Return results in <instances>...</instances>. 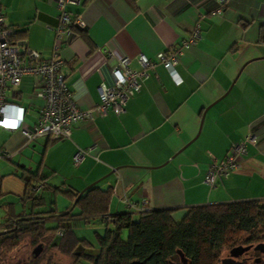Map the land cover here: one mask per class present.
Here are the masks:
<instances>
[{
  "label": "crops",
  "instance_id": "crops-1",
  "mask_svg": "<svg viewBox=\"0 0 264 264\" xmlns=\"http://www.w3.org/2000/svg\"><path fill=\"white\" fill-rule=\"evenodd\" d=\"M262 2L227 0L214 14V0H80L68 5L84 20L85 36L65 38L59 54L66 63V86L82 110L99 103L101 83L112 84L115 58L128 56V66L140 69L139 55L153 59L180 47L195 26L200 37L183 48L171 71L160 63L149 68L123 113L108 109L105 116L79 121L69 139L26 142L20 132L0 129V230L11 211L22 210L15 201L24 195L19 176L26 170L38 172L48 186L74 192L90 185L110 188L106 217L170 209L180 218L192 206L264 202ZM0 8L17 31L14 43L44 59L51 56L55 0H0ZM19 85L23 92L15 91L19 97L13 93L9 99L25 108L32 124L42 101L33 78L23 77ZM248 134L255 142L247 145L239 168L216 179L213 187L205 184L202 175L210 162ZM89 148L74 165L77 149ZM124 198L135 208H128Z\"/></svg>",
  "mask_w": 264,
  "mask_h": 264
},
{
  "label": "trees",
  "instance_id": "trees-1",
  "mask_svg": "<svg viewBox=\"0 0 264 264\" xmlns=\"http://www.w3.org/2000/svg\"><path fill=\"white\" fill-rule=\"evenodd\" d=\"M84 37V29H74ZM17 31L11 37L13 38ZM264 41V26L260 30ZM11 97L18 98L14 93ZM25 185L24 195L16 199L20 212L11 211L4 231L0 230V251H11L25 238L33 243L49 238L48 249L73 257L71 264L81 260L89 264H216L223 246L264 244V202L258 200L192 206L180 218L174 210L115 213L106 217L111 189L90 185L80 192L45 184L38 172L25 171L19 176ZM2 175H0V182ZM53 198L61 194L69 205L58 211L46 205L43 193ZM3 197L0 189V199ZM10 206L13 203H9ZM27 208V210L25 209ZM99 218L104 232H94V243L78 238L71 222L89 223ZM54 222L53 227L47 226ZM40 254V253H39ZM39 254L29 264H39Z\"/></svg>",
  "mask_w": 264,
  "mask_h": 264
},
{
  "label": "built area",
  "instance_id": "built-area-1",
  "mask_svg": "<svg viewBox=\"0 0 264 264\" xmlns=\"http://www.w3.org/2000/svg\"><path fill=\"white\" fill-rule=\"evenodd\" d=\"M79 1L55 0L58 10L57 26L54 29L52 54L46 59L42 58L39 52L22 48L11 40L16 30L7 22L0 8V129L20 132L26 142L39 137L50 140L69 139L76 123L82 120L92 121L95 115L105 116L108 109L115 115H120L124 112L127 101L140 90L142 81L148 76L149 68L160 63L165 69L171 71L177 65L183 48L193 45L200 37L199 28L195 26L180 47L158 52L153 59L139 55L137 62L140 69H131L128 66L130 60L128 56L115 58L110 65L112 84L105 86L101 83L99 103L91 109L82 110L77 107L73 94L66 86V63L59 54L64 39L77 35L74 29L86 27L80 14L66 8ZM214 2L216 8L211 12L212 14L220 12L227 0H214ZM27 76L35 80V94L42 101L32 124L25 120V108L7 97L9 89L20 84L21 79ZM79 81L83 82L84 77H81ZM254 142V135L248 134L231 144L221 159L210 162L202 175V181L209 187H213L216 179L229 177L239 168L246 154L247 145ZM90 151L91 148L77 149L72 158L73 164L78 165ZM124 202L128 208H135L134 204L126 198ZM4 230L2 228V231Z\"/></svg>",
  "mask_w": 264,
  "mask_h": 264
},
{
  "label": "rangeland",
  "instance_id": "rangeland-1",
  "mask_svg": "<svg viewBox=\"0 0 264 264\" xmlns=\"http://www.w3.org/2000/svg\"><path fill=\"white\" fill-rule=\"evenodd\" d=\"M15 91H22V85L13 86L7 92V97L9 98ZM26 120V119H25ZM1 132V131H0ZM8 132V131H7ZM3 140L0 137V144ZM34 167V166H32ZM18 173H21L18 170ZM46 205L42 210H49L52 208L51 202H56L58 211H62L67 205V201L63 198L61 194H57L53 198L48 193L42 194ZM27 210V208L25 207ZM47 226L53 227L54 222H48ZM71 227L78 238H84L94 243V232L102 234L104 232V225L99 221H90L89 223H83L80 220L71 222ZM49 236L41 240L40 246L41 251L39 254L40 262L39 264H71L73 257H67L61 255L58 251L53 249H48L49 246ZM264 242V241H262ZM38 245V243H33L30 238H25L22 240L15 248L11 251H0V264H29L32 259V250ZM228 248L221 247L218 251V261L219 258L227 253ZM78 264H89L88 262L81 260ZM217 264V263H216Z\"/></svg>",
  "mask_w": 264,
  "mask_h": 264
},
{
  "label": "flooded vegetation",
  "instance_id": "flooded-vegetation-1",
  "mask_svg": "<svg viewBox=\"0 0 264 264\" xmlns=\"http://www.w3.org/2000/svg\"><path fill=\"white\" fill-rule=\"evenodd\" d=\"M236 246H249V248L235 257V262L239 264H264V246L257 247L255 244L242 243L229 247L227 253L219 258L217 264H219L222 259H228L230 257V249Z\"/></svg>",
  "mask_w": 264,
  "mask_h": 264
},
{
  "label": "water",
  "instance_id": "water-1",
  "mask_svg": "<svg viewBox=\"0 0 264 264\" xmlns=\"http://www.w3.org/2000/svg\"><path fill=\"white\" fill-rule=\"evenodd\" d=\"M81 193V192H80ZM264 246V244H258L257 247ZM249 246H236L230 249L229 254L230 257L228 259H222L219 264H239L234 261V258L237 257L240 253L247 250ZM41 251V246L37 245L33 250L32 253L34 256H37Z\"/></svg>",
  "mask_w": 264,
  "mask_h": 264
},
{
  "label": "snow or ice",
  "instance_id": "snow-or-ice-1",
  "mask_svg": "<svg viewBox=\"0 0 264 264\" xmlns=\"http://www.w3.org/2000/svg\"><path fill=\"white\" fill-rule=\"evenodd\" d=\"M12 126H14V125H12Z\"/></svg>",
  "mask_w": 264,
  "mask_h": 264
}]
</instances>
